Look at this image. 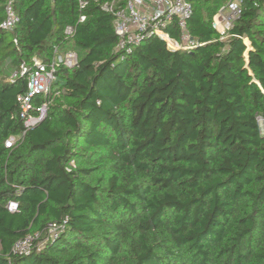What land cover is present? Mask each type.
Wrapping results in <instances>:
<instances>
[{
  "label": "trees",
  "instance_id": "16d2710c",
  "mask_svg": "<svg viewBox=\"0 0 264 264\" xmlns=\"http://www.w3.org/2000/svg\"><path fill=\"white\" fill-rule=\"evenodd\" d=\"M7 1L0 264H264V0H244L225 36L213 20L227 0H194L193 49L153 35L125 56L102 4L126 0H15L20 20L5 29ZM167 30L182 42L177 22ZM55 46L79 66L58 67L48 116L8 148L24 129L22 65ZM51 222L57 238L14 251Z\"/></svg>",
  "mask_w": 264,
  "mask_h": 264
},
{
  "label": "built area",
  "instance_id": "2783aa9c",
  "mask_svg": "<svg viewBox=\"0 0 264 264\" xmlns=\"http://www.w3.org/2000/svg\"><path fill=\"white\" fill-rule=\"evenodd\" d=\"M15 0H8L5 6V18L1 26L5 29H13L20 20L14 7ZM194 0H126L125 4L118 6L115 1L104 2L102 9L114 15V26L118 36L115 50L122 52V55L132 53L143 41L153 35H157L168 43L172 49L191 50L196 46L195 39L189 32V19L194 12ZM259 1L256 0V5ZM244 0H227L214 16L213 26L223 36L234 26L235 20L243 13ZM85 2L81 1V6ZM86 19L81 15L80 22ZM177 22L181 29L182 42L171 37L167 28L172 22ZM66 34L71 36L75 33V27L68 25ZM247 40V39H246ZM17 42V40H15ZM80 56L74 49L62 50L55 46L54 57L45 61L36 56L34 66L29 68L22 65L21 74H28V90L18 98L20 103V117L24 122V129L21 133L13 134L6 140L8 148L14 147L24 139L28 130L37 126L47 116L50 108V95L53 91V84L56 80L58 67L64 65L68 68L79 66ZM14 72L13 77H17ZM37 97L42 100L37 102ZM264 119L259 116L258 119ZM10 210L18 208L16 202H11ZM62 225L58 222H51L47 225L45 232L37 231L28 234L18 240L14 245V251L18 253H30L37 245H43L49 239H55L60 235ZM45 233V234H44Z\"/></svg>",
  "mask_w": 264,
  "mask_h": 264
},
{
  "label": "rangeland",
  "instance_id": "374dc122",
  "mask_svg": "<svg viewBox=\"0 0 264 264\" xmlns=\"http://www.w3.org/2000/svg\"><path fill=\"white\" fill-rule=\"evenodd\" d=\"M10 41H11V36L8 37V42H10ZM247 42H248V44H249V41H248V40H247ZM13 74H14V73H11V74H10V78L13 76ZM259 122H260V126H261L262 130H264V119L259 118Z\"/></svg>",
  "mask_w": 264,
  "mask_h": 264
},
{
  "label": "crops",
  "instance_id": "0c3cea01",
  "mask_svg": "<svg viewBox=\"0 0 264 264\" xmlns=\"http://www.w3.org/2000/svg\"><path fill=\"white\" fill-rule=\"evenodd\" d=\"M249 41V40H248ZM246 42H247V40H246ZM247 44H248V42H247ZM249 45H250V42H249Z\"/></svg>",
  "mask_w": 264,
  "mask_h": 264
}]
</instances>
